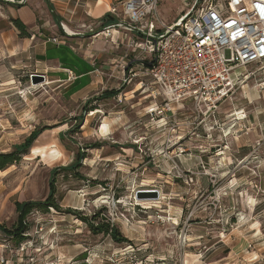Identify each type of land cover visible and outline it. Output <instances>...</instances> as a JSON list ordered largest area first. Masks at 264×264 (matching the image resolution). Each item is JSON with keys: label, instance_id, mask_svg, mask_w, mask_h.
Returning <instances> with one entry per match:
<instances>
[{"label": "rangeland", "instance_id": "374dc122", "mask_svg": "<svg viewBox=\"0 0 264 264\" xmlns=\"http://www.w3.org/2000/svg\"><path fill=\"white\" fill-rule=\"evenodd\" d=\"M51 1L70 32L54 26L43 0L24 9L0 1V153L39 133L0 170V224L13 227L17 202L45 201L53 186L60 206L34 208L19 242L0 229L7 264H264V63L244 69L249 79L214 115L188 101L160 118L152 112L163 100L136 85L150 78L124 81L127 42L74 33L100 26L111 1ZM184 10L182 0H161L157 16L171 25ZM102 220L127 241L92 231Z\"/></svg>", "mask_w": 264, "mask_h": 264}, {"label": "built area", "instance_id": "2783aa9c", "mask_svg": "<svg viewBox=\"0 0 264 264\" xmlns=\"http://www.w3.org/2000/svg\"><path fill=\"white\" fill-rule=\"evenodd\" d=\"M110 1L116 20L95 35L112 37L116 30L139 35L127 42L133 56L123 65L124 81L150 78L138 83L153 99L163 100L152 112L160 118L188 101L198 114L214 115L249 79L244 69L264 63V0H182L185 10L171 25L157 16L161 0ZM7 263L2 253L0 264Z\"/></svg>", "mask_w": 264, "mask_h": 264}, {"label": "trees", "instance_id": "16d2710c", "mask_svg": "<svg viewBox=\"0 0 264 264\" xmlns=\"http://www.w3.org/2000/svg\"><path fill=\"white\" fill-rule=\"evenodd\" d=\"M46 4L49 6L50 10L52 11L53 16L56 19H61V17L57 14L55 7L53 3L50 0H45ZM106 20L104 24H112L116 18L112 17L111 15L105 16ZM16 27L20 30V32L28 33V35H24V37H32V34L28 31L27 25L20 19H14L13 20ZM39 133L38 132H32L31 135L27 138L26 142L24 144H21L15 148L14 151L8 152V153H0V170H4L9 166L14 165L18 162L21 156L27 155L29 153V148L33 144V142L37 139ZM78 163L74 164L73 166L69 167L70 170L77 169ZM52 186V185H51ZM55 187H52L51 194L48 196V198L45 201H39V202H33V201H26L23 203L17 202V211H18V221L17 223L11 227L7 228L4 225L0 224V229L3 230L8 236H10L15 242H19L21 239H23V233L27 229L28 225L26 222L27 215L34 209V208H46L48 206L54 207L57 210H60V206L54 201V192ZM72 212V211H70ZM74 214V213H73ZM77 214V213H75ZM97 214L93 215V220H96ZM84 220H88V218L83 217ZM90 228L95 233H108L112 239H114L117 242H125L127 239L123 237L117 227L115 225H111L110 222H105L102 220L101 222L93 221L90 224Z\"/></svg>", "mask_w": 264, "mask_h": 264}, {"label": "crops", "instance_id": "0c3cea01", "mask_svg": "<svg viewBox=\"0 0 264 264\" xmlns=\"http://www.w3.org/2000/svg\"><path fill=\"white\" fill-rule=\"evenodd\" d=\"M0 1H3V2H5L6 4L7 3H9V4H11L10 6H13L14 5V2H12L11 0H8V1H4V0H0ZM43 1H45V0H43ZM51 1V0H50ZM52 2V1H51ZM100 2V1H99ZM27 3V0L24 2V3H16L15 5L16 6H18L19 8H22V9H24V8H28L27 6L29 5V4H26ZM45 4H46V1H45ZM26 5V6H25ZM54 5V4H53ZM55 7V6H54ZM56 10V9H55ZM50 12L52 13V11L50 10ZM56 12H57V10H56ZM107 13V12H106ZM57 14L59 15V13L57 12ZM90 14V13H89ZM108 15H111L112 17H114V18H116L114 15H112L111 13H110V11L108 10V13H107ZM107 14H104V16L103 17H100V26H97V25H93V23H91V24H89V25H87V24H84V25H81V27L77 30V31H74V33H95V32H97V31H100V30H102L105 26H107V25H109V24H104V22H105V16L107 15ZM53 15V14H52ZM60 16V15H59ZM61 17V16H60ZM54 19V26H56L57 25V27H59L60 29V31H61V29L63 30V32L62 33H68L67 31H66V29L64 30L63 28H62V26H61V23H63L64 25H65V21L63 20V18L61 17V19H56V18H53ZM66 25H68L70 28H71V26L68 24V22H67V24ZM72 29V28H71ZM95 37H97L96 35H94ZM100 36V35H99ZM139 35L138 34H136V33H133V32H129V31H125V30H116V31H114V33L112 34V37H111V40L112 41H118V40H120V39H123L122 40V42L124 41V42H128V40H129V38H131V37H138ZM126 46H127V44H126ZM95 54H96V51L94 52ZM94 53H92L93 55H95ZM133 53V52H132ZM128 56V55H127ZM84 64V63H83ZM65 65L64 64H61V66H57V65H53V64H49L48 66H47V69L49 70V71H52V72H55V71H58V72H61V71H63L64 72V67ZM77 66H82V64L80 65V64H78L77 63ZM76 66V67H77ZM84 67H86V64H84L83 65ZM89 66V65H88ZM75 67V68H76ZM94 68V67H93ZM78 69H76V71H77ZM97 69H95L94 68V70H93V73H98V71H96ZM90 78V77H89ZM88 78V79H89ZM97 78V82H100L101 81V79L99 78V77H96ZM90 81H91V79H90ZM90 84L89 85H96L97 83H95L94 81H91V82H89ZM139 83H137L136 85H138ZM91 87V90H93V89H95L96 87ZM141 86H142V84H141ZM139 88V87H138ZM137 89V88H136ZM136 89L134 88L133 90H131L130 91V93H135V92H137L136 91Z\"/></svg>", "mask_w": 264, "mask_h": 264}, {"label": "bare ground", "instance_id": "6f19581e", "mask_svg": "<svg viewBox=\"0 0 264 264\" xmlns=\"http://www.w3.org/2000/svg\"><path fill=\"white\" fill-rule=\"evenodd\" d=\"M65 27H66V29H67L69 32L71 31V29H70L67 25H65ZM84 33H85V32H84ZM46 68H47V67H46ZM138 86H140V87L138 88V90L141 89V84H138L137 87H138ZM153 108H157V107L154 106ZM95 113H96V111H92V114H95ZM238 117H239V119H243V118H245L244 111L239 112V113H238ZM100 131H101L102 134L108 133V132L110 131L109 123H108V122H104V124L102 125ZM1 172H2V171H1ZM2 173H3V174H6L5 171L2 172Z\"/></svg>", "mask_w": 264, "mask_h": 264}, {"label": "water", "instance_id": "95a60500", "mask_svg": "<svg viewBox=\"0 0 264 264\" xmlns=\"http://www.w3.org/2000/svg\"><path fill=\"white\" fill-rule=\"evenodd\" d=\"M34 78H43L41 76H34ZM157 194V192H150V191H144V192H138V194L142 195V196H149L150 194Z\"/></svg>", "mask_w": 264, "mask_h": 264}]
</instances>
